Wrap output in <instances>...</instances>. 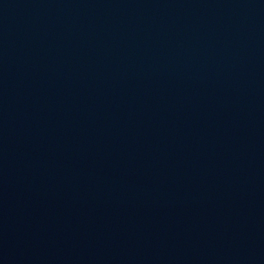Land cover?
<instances>
[{
  "label": "water",
  "instance_id": "95a60500",
  "mask_svg": "<svg viewBox=\"0 0 264 264\" xmlns=\"http://www.w3.org/2000/svg\"><path fill=\"white\" fill-rule=\"evenodd\" d=\"M0 264H264V0H0Z\"/></svg>",
  "mask_w": 264,
  "mask_h": 264
}]
</instances>
